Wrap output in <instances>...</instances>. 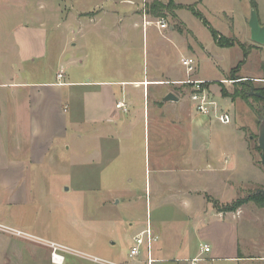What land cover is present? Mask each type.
<instances>
[{"label":"rangeland","instance_id":"rangeland-1","mask_svg":"<svg viewBox=\"0 0 264 264\" xmlns=\"http://www.w3.org/2000/svg\"><path fill=\"white\" fill-rule=\"evenodd\" d=\"M175 1L185 5H195L210 27L222 36L235 38L241 44L251 41L248 27L252 10L250 0ZM259 2L260 14L264 15V1ZM151 3L149 2L148 6ZM97 5H100L98 0H0V24L8 22L13 29L22 25L38 26L39 23L45 27L47 54L46 58L40 61V65L38 61L35 65H30L32 81L55 80L60 70L66 80H75L74 77L82 79L83 74L91 75L95 79L93 72L105 76L110 69L112 71L115 67H122V63L127 62L128 65H132L136 61L139 62L143 44L139 38L124 56V54L119 55V51L109 47L107 42L94 37L91 33L90 27L95 24L89 17H92L94 7ZM175 11L177 9L170 7L160 15H150L148 20L163 19L167 25L176 23V28L186 33L184 39L175 30L172 33L171 44L182 53L186 50L184 57L189 56L184 41L193 45L194 52L191 53V57L195 59L196 67L189 78H201L209 85L218 86L221 97L217 96L216 100L219 105H229L227 99L238 100L231 98V95L235 90H240V83L250 82L253 88L264 87V82L246 81L240 75L241 71L246 75H254L261 65L264 68V53L261 47L254 46V51L251 50L245 64L239 68L232 80L230 73L242 61V50L237 45L232 48L216 46L209 30L201 21L190 11L183 9L179 11V17L185 24L184 28L176 19ZM21 30L26 29L21 28ZM148 32L150 40L160 38L155 31L149 29ZM39 34L43 45V33L31 31V35L38 42ZM70 42L75 44L71 45ZM175 55V58L179 57L177 52ZM144 66L146 68V61ZM179 69L181 70V67ZM221 79L224 80L219 82ZM188 88L186 86V99L189 94ZM71 91L81 93L77 88H72ZM261 105L262 103L252 99L248 102L238 100L237 108H229L231 120L233 114L237 127L243 132L246 150L251 156L252 168L251 170L243 168L238 185H228L226 177L218 178L226 185L220 186V192L216 194L202 191L209 189L206 183H201V180H207L208 177L205 171L200 172L202 165L198 163V167L190 166L189 131L186 123V208H184L183 204L179 206L168 204L173 203L170 201L174 198L172 195L183 194L181 192L185 189L183 176L177 174L175 177L167 175L156 177L158 162L164 170L169 168L168 171H172L170 168L182 169L184 166L177 159L178 156L174 160L167 150L164 140L171 136L170 129L162 124L158 127L150 120L148 130L146 124V154H142L140 152L143 145L142 123L138 122V125L132 126L130 146L136 148V151H132L131 162L125 163L122 161L124 156L120 155L123 138L119 135V129H116L117 133L109 132L112 136L109 138L114 140H102L103 134L106 136L108 130L103 132L104 128L98 126V129L100 128L98 131L95 129L97 125L88 124L81 102L73 101L68 106L66 116L71 119L70 122L75 127L68 125L66 137L54 142L53 160L47 158L40 165L28 164L30 171L28 177H25L27 204L13 210L6 204L0 203V224L12 227L26 237L21 238L3 232H0V235L18 238L22 243L24 242L20 250L24 249L27 252L30 245L48 252L50 250L44 243L52 242L81 254L118 262L127 258L134 230L139 225H146L145 212L148 210L150 222L156 221L158 223L156 226L165 235L164 245L171 250L172 255H178L175 250L177 240L174 235L176 232L182 235L185 229L182 221L186 212V239L183 235L186 244L192 235L191 229L196 233L201 225L205 230L201 232L202 234H198L199 232L196 234L197 240L194 243L215 246L217 254L221 257L235 256L237 249L239 252L238 258L233 260L223 259L201 264H264V207L247 202L232 212L222 210L237 199L245 198L257 190L264 191V169L260 164V152L255 149L257 129L264 117H259L251 110ZM217 126L222 130L228 128ZM156 141L160 142L158 147L161 153L157 163L153 156ZM35 171L39 172L35 174ZM42 185L49 189L46 195L39 193ZM155 188H159V195ZM209 199L217 201L218 207L214 208ZM208 212L212 215L204 217ZM199 215L204 223L193 224V219ZM214 215L224 220L227 218L229 221L225 222ZM93 226L100 232L96 236V239H99L96 242L98 247L93 246L92 243ZM104 231L112 235L110 240L115 243L112 249L107 248L106 237L102 235ZM191 250L186 249V255ZM72 258L89 263L81 257ZM0 259H3V256H0ZM19 261L21 264H32L25 256Z\"/></svg>","mask_w":264,"mask_h":264},{"label":"crops","instance_id":"crops-1","mask_svg":"<svg viewBox=\"0 0 264 264\" xmlns=\"http://www.w3.org/2000/svg\"><path fill=\"white\" fill-rule=\"evenodd\" d=\"M98 1L100 5L94 7L95 11H88L93 13L89 19L95 24L90 27L94 37L107 42L109 47L119 51V55L124 54V56L138 38L143 44L139 54V62L136 61L132 65H128L127 62L122 63V67H115L112 71L110 69L105 76L93 72L96 76L95 79L91 75L83 74L82 79L74 77L75 80H66L63 77L59 80L56 74L55 80L38 79L32 81L33 74L30 72V65H35L37 61L40 65V61L44 60L47 54L45 27L39 23L38 26L28 27L22 25L13 29L8 22L0 24V192L2 193L0 203L6 204L13 210L18 206L27 204L25 177H28L30 171L28 164L40 165L47 158L50 161L53 160L54 142L66 137L68 125L75 127L66 115L70 103L77 100L81 102L85 120L88 124L97 125L95 129L98 131L100 130L98 126L104 128L103 132L106 129L108 130L106 136L103 134L102 140H114V138H109L112 137L110 134L117 133L116 129H119V135L123 138L120 155L124 156L122 161L125 163L131 162L132 151H136V148L130 146L132 126L138 125V122L142 123L143 145L140 149L142 154H146V124L148 130L150 120L158 127L162 124V126L171 130V136L164 141L173 159L176 160V156H178L177 159L184 165L182 169L174 167L170 168L172 171H168L169 168L164 170L160 166L158 162L161 154L158 147L159 141L155 142L153 155L156 163L158 162L155 170L157 178L164 175L175 177L177 174H181L184 178L185 189L181 191L183 194L172 195L174 198L170 201L173 203L169 202V205L179 206L183 204V207L186 208V123L189 131L190 166L192 168L198 167L197 164L200 163L202 165L200 168L202 171L200 170V172L205 171L208 176L207 180H201V183H206L209 189H207L208 191L202 189V191H211L215 194L220 192L219 187L226 185L223 184L221 179H218L220 177H226L228 185H238L243 168L246 167L251 170L252 164L250 163L251 156L246 150L243 132L237 127L234 115L232 114L230 123L222 124L213 116L199 114L189 99L190 87L188 86L189 94L186 99V85L171 84L187 79L185 69L180 62L181 58L186 55L184 54L186 50L182 53L175 45L171 44L172 33L175 30L184 39L186 33L177 29L176 23L168 24V29L163 31H159L153 23L144 26L141 0ZM149 1L152 2V0ZM172 1L176 5L186 6L177 3L175 0ZM253 1L256 9H251L256 12L259 24L264 26V15L260 14L259 2L264 0ZM162 2L166 3L167 0H162ZM179 11H175L176 19L185 28V24L179 17ZM95 12L97 13L95 14ZM148 17H150V14L147 12L145 20L153 22L148 20ZM21 28L26 30H21ZM149 29L159 34L160 38L158 40L154 38V41L150 40L148 37ZM31 31L43 33V45L41 44L40 34L38 42L31 35ZM70 43L71 45L75 44ZM245 44L261 47V51L264 53V44L257 45L252 40ZM184 45L185 49L187 47L188 57L193 58L191 57V53L194 52L193 45L186 43V41H184ZM176 52L179 54V57H176L177 59L175 58ZM145 61L146 68L144 66ZM179 67H181V70ZM40 72L38 71V73ZM240 75L246 81L264 82V68L262 65L254 75H246L242 71ZM192 80L203 81L204 79L195 78ZM223 80L221 79L219 82ZM166 82L169 84H165ZM72 88L80 89L81 93L72 92ZM208 90L209 95L214 100L217 96L221 97L218 86L208 84ZM168 94H172L176 101L165 100ZM227 100L230 103L229 105L219 106L228 112L229 108H237V101H240V99ZM117 103H123L124 108H117ZM65 104L67 108H65ZM163 121L166 124L163 125ZM217 125L227 126L228 128L222 130ZM109 132L111 133L109 134ZM239 146L240 149H238ZM147 152L149 154V149ZM35 172L37 174L39 171ZM200 172L198 171V173ZM195 183L198 182L195 181ZM155 189L159 195V188ZM40 190V194L46 195L45 193L49 189L42 185ZM206 215L212 214L205 213L204 217ZM215 217L224 220L219 216ZM193 220L192 223L195 225L204 223L200 220V215ZM233 220L234 218L231 222ZM7 221L9 222V220ZM224 221L229 220L226 218ZM182 223L185 226L182 235L180 236L181 233L178 232L174 235L177 240L175 250L179 254L172 255L171 250L164 245L163 241L166 238L162 230L156 226L158 223L156 221L154 223L150 222L153 232L159 238L152 251L153 258L157 260L155 264H184V260L193 258L198 253L201 244H196L194 241L197 240L196 234L198 232V234H202L201 232L205 230V227L199 225L200 228L196 230V233L191 229L192 235L188 238L186 244V212ZM0 225L12 228L4 224ZM225 225L227 226L228 222ZM144 226L139 225L136 227L133 236L141 232ZM184 232L185 234H183ZM91 233L93 246L97 245L96 242L99 239H96V236L100 232L93 226ZM102 235L106 237L107 248L112 249L115 243L110 240L112 238L110 232L104 231ZM183 235H185V239ZM184 240L185 242L181 244ZM23 244L24 242L22 243L18 238H8L0 235V256H3V259H0V264H21L19 259L23 260L24 256L32 264H53L50 261V251L46 252L43 248L30 245L27 252L24 249L20 250ZM205 244L211 247L209 244ZM188 248L189 250L192 248V250L186 255V249ZM128 253L126 259L113 263L136 264L135 261L129 259ZM210 253L208 254L209 257L208 255L206 257L207 260L202 263L223 259L233 260L238 258L239 252L237 249L235 256L221 257L217 254V248L214 246L211 247ZM73 256L76 255L64 254V260L61 264H93L87 259L86 261L89 263L72 258Z\"/></svg>","mask_w":264,"mask_h":264},{"label":"built area","instance_id":"built-area-1","mask_svg":"<svg viewBox=\"0 0 264 264\" xmlns=\"http://www.w3.org/2000/svg\"><path fill=\"white\" fill-rule=\"evenodd\" d=\"M158 1V0H152ZM149 0H141V12L143 17V24L147 26L149 24H155L159 31L167 30L168 25L163 19H157L153 22H149L145 20L147 15V6L149 4ZM181 65L185 69V73L187 79L182 82H172L174 85H186L190 87L189 99L193 103L195 110L197 113L202 115L213 116L222 124H228L231 121V116L227 110L224 108H220L219 104L216 100H214L209 95L208 83L204 81H196L192 80L191 77L194 69L196 67V61L190 57H184L180 60ZM64 74L62 70L57 73V79H62ZM165 84H169L166 82ZM117 108H124L123 103H117ZM0 232L14 235L17 237L24 238L26 237L20 231H16L13 228H8L6 226L0 225ZM158 236L153 232L151 224H150V216L149 211L146 212V225L144 229L133 236L132 238V247L129 250L128 257L131 261H135L136 264H155L157 260L153 258V247L155 243L158 241ZM45 246L50 250V261L53 264H61L64 260V254L76 255L81 258L87 259L95 264H118L109 261H105L101 258L95 256H88L85 254H81L75 252L65 246H61L52 242L44 243ZM210 253V247L206 244L201 245L199 247V251L195 257L184 260V264H201L202 262L207 260V255ZM142 257V259H141ZM124 264V263H119ZM131 264V263H128Z\"/></svg>","mask_w":264,"mask_h":264},{"label":"trees","instance_id":"trees-1","mask_svg":"<svg viewBox=\"0 0 264 264\" xmlns=\"http://www.w3.org/2000/svg\"><path fill=\"white\" fill-rule=\"evenodd\" d=\"M251 8L256 9L255 2L253 0H250ZM175 8L177 10H188L191 12V14L196 17L198 20L201 21V23L209 30L211 37L215 43L216 46L221 48H232L234 46H238L242 50V61L238 63L236 68L231 70V79L233 80L235 77V74L237 71H239V68L244 65L245 60L247 56L249 55V52L254 48L253 46H245L244 44H241L239 41H237L235 38H226L222 35H220L217 31H215L212 27H210L209 23L206 21V19L203 17V15L195 8V5H176L172 0H168L166 3H163L161 1H152V3L147 6V11L150 13V15H160V13L164 10H167L168 8ZM240 90L237 89L234 91L233 95H231V98H238L244 102H248V100L252 99L253 101L262 103V105L258 108H251L254 114L258 115L259 117H264V87L263 88H254V91L259 93L261 97L256 96H249V88L252 86V84L249 83H240ZM253 87V86H252ZM255 149L260 152V149L258 145L255 146ZM261 155V152H260ZM210 200V199H209ZM212 203V206L218 207L217 201L210 200ZM247 202H253L256 205L260 207H264V199L260 194H256V191L253 194L247 195L245 198L237 199L235 202H233L230 205H226L224 208H222L225 212H232L240 208L242 205H244Z\"/></svg>","mask_w":264,"mask_h":264},{"label":"water","instance_id":"water-1","mask_svg":"<svg viewBox=\"0 0 264 264\" xmlns=\"http://www.w3.org/2000/svg\"><path fill=\"white\" fill-rule=\"evenodd\" d=\"M248 27L250 29L251 40L257 45H263L264 44V26H261L259 24L256 12L254 10H251L250 12V17L248 20ZM248 94L249 96L261 97L259 93L254 91V88L252 86H250ZM165 100L176 101V98L172 94H168L165 97ZM257 145L261 152L260 164L264 169V119L261 120L258 126V129H257ZM256 194H260L262 198L264 199L263 190H257Z\"/></svg>","mask_w":264,"mask_h":264}]
</instances>
